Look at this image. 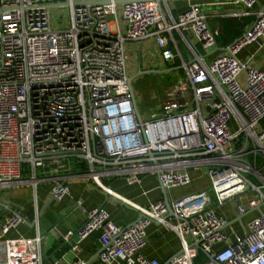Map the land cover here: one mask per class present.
Here are the masks:
<instances>
[{
  "label": "built area",
  "instance_id": "2783aa9c",
  "mask_svg": "<svg viewBox=\"0 0 264 264\" xmlns=\"http://www.w3.org/2000/svg\"><path fill=\"white\" fill-rule=\"evenodd\" d=\"M166 2L0 0V190L30 187L36 228L32 238H7L30 222L0 207V264H44L36 196L48 178L36 172L61 167L66 158L99 184L123 177L139 186L152 175L170 191L190 185V172L204 169L209 185L169 202L168 218L163 199L139 209L143 218L127 226L92 208L77 232L63 235L72 259L49 264H88L78 250L93 234L100 244L97 264H264V68L238 57L253 43L264 45V9L254 10L257 0H235L246 10L235 16L254 21L206 62L216 48L206 16L198 5L174 15ZM63 9L67 27L55 13ZM146 41L165 65L179 60L182 74L143 119L124 44ZM68 177L52 181V201L70 196ZM105 192L112 195L110 188ZM229 202L237 216L256 211L232 240L217 210ZM154 222L179 240V252L165 262L142 253Z\"/></svg>",
  "mask_w": 264,
  "mask_h": 264
},
{
  "label": "crops",
  "instance_id": "0c3cea01",
  "mask_svg": "<svg viewBox=\"0 0 264 264\" xmlns=\"http://www.w3.org/2000/svg\"><path fill=\"white\" fill-rule=\"evenodd\" d=\"M166 3L174 15L188 9L191 5L200 7L216 40V48L206 57V62L211 57L224 53L225 48L237 40L254 21L252 15L235 16V14H242L246 11L244 6L235 3V0H167ZM258 8H264V0H257L254 10ZM179 50L186 58L185 46L180 45ZM151 53L158 57L157 50L152 49ZM238 57L255 68H264V45L260 47L259 43H253L244 48ZM165 66L167 72L177 71L179 73L181 71L180 62L178 65ZM259 127L264 128V121ZM40 175V178L48 179L39 183L37 188L38 211L50 199L53 180L69 176L67 184L70 188L69 197L60 202L51 201L39 218V228L43 236L44 264H49L53 259H72L73 255L69 253V245L62 242L63 235L67 232H77L86 221V212L92 208L102 206L116 225L127 226L138 219L141 214L139 209L147 206L149 202L163 199L161 188L152 175L143 177L139 186L127 185L123 177L101 180L99 184L85 176L84 171L72 158H66L61 167L51 165L45 171L40 170ZM190 175L192 178L190 185L166 191L169 202L208 187L209 178L204 169L192 170ZM105 188H110L112 195H108ZM2 197V202H7L11 210L27 217L30 222L11 230L7 238L12 239L18 236L32 238L36 234V228L32 223L35 203L31 202L30 187L14 188ZM217 210L228 220L224 233L230 240L235 235H242L256 216L255 210L248 211L243 216H237L233 202L226 203ZM6 214L7 212H4V215ZM146 237L147 243L142 253L149 259L165 262L180 250L177 236L156 222L147 228ZM99 251L100 244L97 234H93L81 243L78 255L88 264H97Z\"/></svg>",
  "mask_w": 264,
  "mask_h": 264
},
{
  "label": "rangeland",
  "instance_id": "374dc122",
  "mask_svg": "<svg viewBox=\"0 0 264 264\" xmlns=\"http://www.w3.org/2000/svg\"><path fill=\"white\" fill-rule=\"evenodd\" d=\"M57 18L62 23L68 26V15L65 9L55 11ZM155 47L151 41L146 42H125L124 51L126 59L127 75L129 77L135 76L132 81L133 92L137 98L138 109L144 119L145 114L150 113L152 109L158 106L161 101V92L172 85L178 78L177 71L167 72L166 66L160 61L157 55L151 53ZM139 58V61H138ZM139 66V68H138ZM138 72H142L137 75ZM137 75V76H136ZM31 173L24 175V178L30 177ZM36 176L40 178V170L36 172ZM249 177V175H246ZM8 190H0V199ZM31 202H34L33 196ZM14 239V238H12ZM202 255L199 261L202 260Z\"/></svg>",
  "mask_w": 264,
  "mask_h": 264
},
{
  "label": "water",
  "instance_id": "95a60500",
  "mask_svg": "<svg viewBox=\"0 0 264 264\" xmlns=\"http://www.w3.org/2000/svg\"><path fill=\"white\" fill-rule=\"evenodd\" d=\"M117 3L120 4V3H122V2H121V1H117ZM262 9H264V8H262ZM138 68H139V67H138ZM141 73H142V72H138L137 75H140ZM137 75H136V76H137ZM134 78H135V76H133V77H129V78H128V81L131 83V82L133 81ZM135 114H136L137 117H139V116H138V112H137L136 109H135ZM60 154H62V153H60ZM161 193H162V195H163V200H164V202H165V204H166V207H167V210H168V214H167V216H166V218H168V217L172 216V212H171L170 205H169V200H168V198H167L166 191H165L164 189H162V188H161ZM51 201H52V196H50V199L48 200V202H47V203L44 205V207L39 211V213H38L39 218L41 217V215H42V213H43V210L46 208V206H47ZM0 207L3 208V209L6 210V211L10 210V208H9V204H8L7 202H6L5 204H3V203L0 202ZM99 208H102V206H100ZM142 218H143V216L140 214L137 220L142 219Z\"/></svg>",
  "mask_w": 264,
  "mask_h": 264
},
{
  "label": "trees",
  "instance_id": "16d2710c",
  "mask_svg": "<svg viewBox=\"0 0 264 264\" xmlns=\"http://www.w3.org/2000/svg\"><path fill=\"white\" fill-rule=\"evenodd\" d=\"M178 63H179L178 61H175L174 65H178ZM179 74L181 75L182 74V71H179Z\"/></svg>",
  "mask_w": 264,
  "mask_h": 264
}]
</instances>
